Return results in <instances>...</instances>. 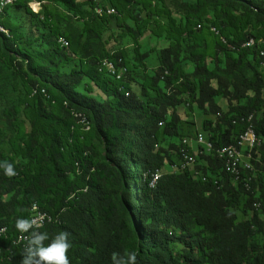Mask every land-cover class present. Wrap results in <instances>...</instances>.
I'll use <instances>...</instances> for the list:
<instances>
[{
    "label": "trees",
    "instance_id": "obj_1",
    "mask_svg": "<svg viewBox=\"0 0 264 264\" xmlns=\"http://www.w3.org/2000/svg\"><path fill=\"white\" fill-rule=\"evenodd\" d=\"M30 1L41 3L39 13ZM10 7L2 23H14L3 24L11 37L0 31V54L20 79L14 89L23 91L18 103L30 130L0 150V162L17 173L9 178L0 168V230H8L0 264H21L15 221L31 219L35 203L53 218L38 231L70 234V264H112L113 252L129 251L139 264H264V0H19ZM117 30L134 38L138 62L106 47L105 34L117 39ZM203 30L219 36L208 60L207 42L195 36ZM144 35L169 45L143 51ZM250 38L256 44L243 47ZM153 52L157 70L135 79ZM105 59L128 72L116 79L101 68ZM36 86L50 98L34 94ZM180 106L206 115L202 130L215 146L235 142L246 128L242 117L254 114L262 145L250 189L214 152L198 157L202 179L193 169L164 171L190 137ZM72 111L87 115L89 131ZM157 168L162 176L152 186Z\"/></svg>",
    "mask_w": 264,
    "mask_h": 264
},
{
    "label": "rangeland",
    "instance_id": "obj_2",
    "mask_svg": "<svg viewBox=\"0 0 264 264\" xmlns=\"http://www.w3.org/2000/svg\"><path fill=\"white\" fill-rule=\"evenodd\" d=\"M35 2L37 1H30L29 5L31 6L32 10L39 13L40 11H37V7L35 6ZM39 2V1H38ZM8 11H11V7L7 9ZM20 12H17L18 16L20 15ZM13 15L14 11H13ZM9 21H11V24L14 23L13 19H9V17H5L3 19V24H9ZM75 25L76 23L73 22ZM115 35L117 36V39H109L108 33L105 34L104 38L107 40L106 47L109 50H122L127 54V59L129 61H137L135 58V52H134V38L130 35H127L125 38H120V31H115ZM199 40H205L207 42V60L211 59L215 56L216 53V44L219 40V36H216L212 33H210L207 30L199 31L195 35ZM121 39V41H119ZM140 43L142 45V50H147L148 44L151 46H154L156 49H161L162 47L168 46V42L163 40H158L156 37L144 35L140 39ZM197 52H204V49L198 48L196 50ZM146 52V51H145ZM149 53V52H148ZM147 61L148 67H138L136 69L133 76L134 78L140 81H143L146 76L151 75L153 72L157 70L158 66V60L156 57V53H150L148 58L145 59V62ZM188 67L192 68V64H188ZM264 72V70H263ZM17 84V86L20 84V79L13 76L11 73V69L7 67V64L2 60L1 54H0V150H4L7 152L10 148V140L14 138L17 131L23 130V132L26 134L27 131L30 130V122L23 111V106L19 105V99L22 97V92L20 90L14 89V84ZM84 84L90 86L94 91L97 89L94 83L86 78L83 81ZM217 101L223 105L226 106L227 102L224 98L218 97ZM179 111L183 118V135L190 137H193L196 135V132L202 130V122L203 119L206 118V115L202 114L199 110L191 112L187 107L180 106ZM213 115H207V118H213ZM205 133V132H203ZM101 146L99 145L100 149ZM197 168V166H196ZM169 166L164 168V171H169ZM261 238H263L261 236Z\"/></svg>",
    "mask_w": 264,
    "mask_h": 264
},
{
    "label": "built area",
    "instance_id": "obj_3",
    "mask_svg": "<svg viewBox=\"0 0 264 264\" xmlns=\"http://www.w3.org/2000/svg\"><path fill=\"white\" fill-rule=\"evenodd\" d=\"M9 1L10 6L14 5L11 3V0H0ZM97 12L101 13V9H97ZM107 13L112 14L116 13L115 8H109ZM201 27V25H198ZM215 33L219 34V31L213 27L211 28ZM254 38H250L247 41H253ZM60 43L66 47V37H60ZM231 48H236L233 45L228 44ZM245 46V42L242 44ZM260 54L264 56V48L261 49ZM101 68H106L107 71L116 77V79H122L125 74L128 72V68L125 65L118 66L115 62H104L101 61ZM34 94L42 93L44 96L50 98V94L44 87L36 86L33 89ZM129 94V93H128ZM66 104V103H65ZM74 117H79L85 121L86 128H91L90 120L87 115L83 112H73ZM242 121L246 122V128L239 134L236 138L235 142L229 143L226 145L215 146L214 142L208 138L206 134L203 132H198L195 137H184L182 140V147L180 149V158L177 162L171 163L169 165V170L177 171L178 169H193L195 174H198L202 179L203 172L197 170L196 166L198 165V157L200 154H210L215 153L221 160H223V154L225 152H232L231 161H223L224 169L226 172L237 182H241L248 189V178L246 180H239V173L246 171H238L239 163H247V167H255L254 160H257L255 153L259 147L262 145V138L258 135L255 129L254 124V114H250L247 117H242ZM196 145V148L194 147ZM196 150H195V149ZM163 171L160 168L154 170V175L159 174ZM219 188L223 187V183L221 180L217 179V183H215ZM254 205L259 206L260 203L256 202ZM32 207H40L37 203L33 204ZM32 207L30 212H32ZM41 217V224H37V230L42 227V224L52 223V217H46L44 214V210H42V215H38ZM27 233H18L16 235V239H19L20 236H26ZM0 249L2 248V244L0 243Z\"/></svg>",
    "mask_w": 264,
    "mask_h": 264
},
{
    "label": "clouds",
    "instance_id": "obj_4",
    "mask_svg": "<svg viewBox=\"0 0 264 264\" xmlns=\"http://www.w3.org/2000/svg\"><path fill=\"white\" fill-rule=\"evenodd\" d=\"M0 168L9 178L17 174L11 162H0ZM37 227L35 219L19 217L15 221V228L20 233H30L23 250L21 264H70L68 257L71 247L70 234L67 231H60L50 238L48 233L38 231ZM45 241L48 243L46 244ZM137 255L134 251L126 252L124 256L113 252L112 264H139Z\"/></svg>",
    "mask_w": 264,
    "mask_h": 264
},
{
    "label": "bare ground",
    "instance_id": "obj_5",
    "mask_svg": "<svg viewBox=\"0 0 264 264\" xmlns=\"http://www.w3.org/2000/svg\"><path fill=\"white\" fill-rule=\"evenodd\" d=\"M19 0H11L12 4H15L16 2H18ZM35 6L37 7V9L41 6L40 2H35L34 3ZM10 7V2L9 1H2L0 2V31L5 33L8 37H11L10 32L8 31V29L3 25L2 23V16L5 14V11L7 8ZM256 39H254L253 41H248L245 43V46H253L256 44ZM264 44V41H262ZM262 44V43H261ZM104 62H112V60L110 59H105ZM107 70L106 68H102ZM78 120V123L82 125V130L84 132L89 131L90 129L86 128L85 126V121L82 120L79 117H76ZM88 154V152H86V155ZM232 159V152H225L223 154V161H231ZM179 170V169H178ZM181 170H188V169H181ZM238 171H246V172H240L239 173V180H246L247 178L249 180H252L253 173L256 171L255 167H247V163H239L238 164ZM162 176V172H160L159 174L154 175V178L152 180V186H155L158 178H160ZM251 184V182H248V189H250L251 186H249ZM44 214L46 215V217H52L49 213L44 211ZM38 215H42V209L40 207H33L32 208V217L31 219H35L37 224H41V217ZM53 219V218H52ZM46 224H42V227L45 226ZM7 227H4L0 230V243L2 244V238L6 236L7 233ZM30 236V233H27L26 236H20L19 239H17L18 241H16V243L18 245H23V247L26 246L28 238ZM2 249H0V253H1Z\"/></svg>",
    "mask_w": 264,
    "mask_h": 264
},
{
    "label": "crops",
    "instance_id": "obj_6",
    "mask_svg": "<svg viewBox=\"0 0 264 264\" xmlns=\"http://www.w3.org/2000/svg\"><path fill=\"white\" fill-rule=\"evenodd\" d=\"M194 147L196 148V145H194ZM195 148H194V149H195ZM195 150H196V149H195Z\"/></svg>",
    "mask_w": 264,
    "mask_h": 264
}]
</instances>
